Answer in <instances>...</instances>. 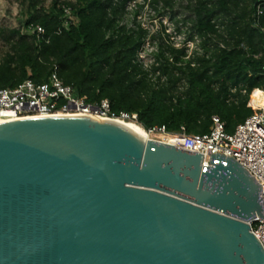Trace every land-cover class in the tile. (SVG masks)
Here are the masks:
<instances>
[{
	"label": "water",
	"instance_id": "water-1",
	"mask_svg": "<svg viewBox=\"0 0 264 264\" xmlns=\"http://www.w3.org/2000/svg\"><path fill=\"white\" fill-rule=\"evenodd\" d=\"M146 136L86 114L0 121V264H264L255 177Z\"/></svg>",
	"mask_w": 264,
	"mask_h": 264
},
{
	"label": "trees",
	"instance_id": "trees-1",
	"mask_svg": "<svg viewBox=\"0 0 264 264\" xmlns=\"http://www.w3.org/2000/svg\"><path fill=\"white\" fill-rule=\"evenodd\" d=\"M174 1L53 0L46 8L43 0H25L21 27L0 26L10 47L0 61V89L26 79L47 82L57 66L78 95L137 114L146 129L177 133L184 126L188 134H205L219 117L233 133L254 112L252 91L264 90V0H188L184 46L152 35L146 62L149 31L137 18L146 4L161 14ZM66 8L74 17L68 25ZM38 26L43 33L33 31ZM188 42H196L190 52Z\"/></svg>",
	"mask_w": 264,
	"mask_h": 264
},
{
	"label": "built area",
	"instance_id": "built-area-1",
	"mask_svg": "<svg viewBox=\"0 0 264 264\" xmlns=\"http://www.w3.org/2000/svg\"><path fill=\"white\" fill-rule=\"evenodd\" d=\"M134 7L135 2H131L129 9ZM65 12L66 25H68L74 17L70 8H66ZM33 31L41 34L44 29L38 26ZM262 97H264L263 89L256 88L252 91L248 106L254 112L240 123L233 133L226 132L224 123L219 117L213 118V126L210 132L205 134H188L186 128L182 126L179 132L172 133L179 137L174 142H168L162 136L170 134L165 126H155L150 129L141 126L149 134L155 136L152 139L173 144L190 152L203 154V166L214 165L210 163L211 155L214 153L233 156L262 185L260 197L264 201V99ZM60 114H86L137 123V114L115 113L111 109L110 102L106 99L91 103L85 96L78 95L74 87L65 84L59 77L57 66L54 67L47 82L38 84L32 79H26L14 88L0 89L1 121ZM249 223L252 232L264 248V219L256 215Z\"/></svg>",
	"mask_w": 264,
	"mask_h": 264
},
{
	"label": "rangeland",
	"instance_id": "rangeland-1",
	"mask_svg": "<svg viewBox=\"0 0 264 264\" xmlns=\"http://www.w3.org/2000/svg\"><path fill=\"white\" fill-rule=\"evenodd\" d=\"M53 0H43V5L48 8ZM142 0H138V2ZM188 0H175L173 8H166L165 13L159 14L158 11L146 4L138 21L149 31V38L145 45V50L141 52V57L148 62L150 52L153 50L151 41L152 35H157L164 41H168L175 47L184 46L191 28V21L187 20L191 12L187 8ZM25 0H0V26L8 28H19L25 20L26 11ZM132 16L129 20H132ZM184 20H187L185 22ZM160 39L154 40L158 42ZM189 46V52L196 46V42L186 43ZM10 47L0 38V61L9 51ZM173 132H170L172 134ZM154 138V137H153Z\"/></svg>",
	"mask_w": 264,
	"mask_h": 264
},
{
	"label": "bare ground",
	"instance_id": "bare-ground-1",
	"mask_svg": "<svg viewBox=\"0 0 264 264\" xmlns=\"http://www.w3.org/2000/svg\"><path fill=\"white\" fill-rule=\"evenodd\" d=\"M262 99H264V97H262ZM1 121V120H0ZM121 122H124L128 125H130L131 127H133L134 129L144 133L146 136V139H149V138H155V136H152L151 134H149L142 126L138 125L136 122L134 121H121ZM135 132V130L133 131ZM163 137H165V139L168 141V142H174L175 140H178L179 137L178 136H174L172 134H166V135H162ZM157 137V136H156Z\"/></svg>",
	"mask_w": 264,
	"mask_h": 264
}]
</instances>
